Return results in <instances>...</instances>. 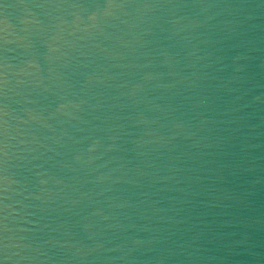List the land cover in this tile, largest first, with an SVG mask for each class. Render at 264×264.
Returning a JSON list of instances; mask_svg holds the SVG:
<instances>
[{"label": "water", "instance_id": "obj_1", "mask_svg": "<svg viewBox=\"0 0 264 264\" xmlns=\"http://www.w3.org/2000/svg\"><path fill=\"white\" fill-rule=\"evenodd\" d=\"M0 264H264V0H0Z\"/></svg>", "mask_w": 264, "mask_h": 264}]
</instances>
